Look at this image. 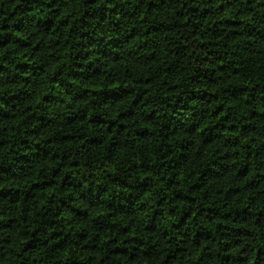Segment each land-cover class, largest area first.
Returning a JSON list of instances; mask_svg holds the SVG:
<instances>
[{"label":"clouds","instance_id":"1","mask_svg":"<svg viewBox=\"0 0 264 264\" xmlns=\"http://www.w3.org/2000/svg\"><path fill=\"white\" fill-rule=\"evenodd\" d=\"M0 264H264V0H0Z\"/></svg>","mask_w":264,"mask_h":264}]
</instances>
